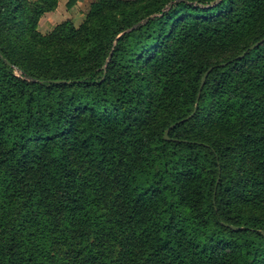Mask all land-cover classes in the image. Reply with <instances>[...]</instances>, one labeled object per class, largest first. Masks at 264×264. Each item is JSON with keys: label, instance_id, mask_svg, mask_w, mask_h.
<instances>
[{"label": "trees", "instance_id": "obj_1", "mask_svg": "<svg viewBox=\"0 0 264 264\" xmlns=\"http://www.w3.org/2000/svg\"><path fill=\"white\" fill-rule=\"evenodd\" d=\"M58 3L0 0V264H264V0Z\"/></svg>", "mask_w": 264, "mask_h": 264}, {"label": "rangeland", "instance_id": "obj_2", "mask_svg": "<svg viewBox=\"0 0 264 264\" xmlns=\"http://www.w3.org/2000/svg\"><path fill=\"white\" fill-rule=\"evenodd\" d=\"M93 0H78L72 8L66 7L67 0H59L57 8L48 14H44L38 24V30L42 34L49 33L57 24L65 20H71L77 27L85 19L89 5Z\"/></svg>", "mask_w": 264, "mask_h": 264}, {"label": "water", "instance_id": "obj_3", "mask_svg": "<svg viewBox=\"0 0 264 264\" xmlns=\"http://www.w3.org/2000/svg\"><path fill=\"white\" fill-rule=\"evenodd\" d=\"M263 42H264V38H262L261 40L257 41L253 46L250 47V49H254L255 47H257V46H259L260 44H262ZM243 56H244V54L240 55L239 57H243ZM7 63H8V62H7ZM8 64H9V63H8ZM212 70H213V67H210V68L204 73V75L202 76V78H201V84H200V90H202V88L204 87V85H205V83H206L207 76L209 75V73H210ZM60 82H64V81H57V83H60ZM200 90H199V93H198V96H197V102H196V104H195L194 111L192 112V114H191L188 118L182 120L183 122L186 121V120H188L189 118H191V117L195 114V111H196V109H197V103H198V100H199V98H200ZM175 125H176V123L172 124L169 128H172V127H174ZM169 128L165 131V134H164V139H166V140H169V137H168V135H167V134H168V131H169ZM231 227H232V229H234V230H238V229H239L238 227H235V226H231ZM263 235H264V232H263Z\"/></svg>", "mask_w": 264, "mask_h": 264}, {"label": "crops", "instance_id": "obj_4", "mask_svg": "<svg viewBox=\"0 0 264 264\" xmlns=\"http://www.w3.org/2000/svg\"><path fill=\"white\" fill-rule=\"evenodd\" d=\"M46 14H48V13H46Z\"/></svg>", "mask_w": 264, "mask_h": 264}]
</instances>
